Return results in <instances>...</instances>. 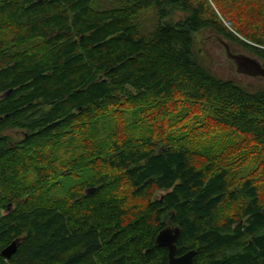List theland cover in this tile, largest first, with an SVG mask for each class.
I'll return each instance as SVG.
<instances>
[{
  "label": "trees",
  "instance_id": "16d2710c",
  "mask_svg": "<svg viewBox=\"0 0 264 264\" xmlns=\"http://www.w3.org/2000/svg\"><path fill=\"white\" fill-rule=\"evenodd\" d=\"M97 1L0 0V32L16 39L0 36V91L13 89L0 132L27 135L0 136V251L20 240L0 264H167L154 239L168 226L180 230L176 255L195 251L193 264H264V89L215 78L193 53L208 28L264 67V36L242 31L245 16L230 7L235 32L253 45L239 39L206 16L207 0H120L102 11ZM245 1L264 17V0ZM149 8L166 22L143 36L134 16ZM5 44L18 51L10 59ZM190 109L223 132L224 149L212 144L221 156L194 161L175 143ZM125 111L140 117L132 129L151 130L91 142L90 121ZM61 143L70 150L53 148ZM243 154L259 161L251 173Z\"/></svg>",
  "mask_w": 264,
  "mask_h": 264
},
{
  "label": "rangeland",
  "instance_id": "374dc122",
  "mask_svg": "<svg viewBox=\"0 0 264 264\" xmlns=\"http://www.w3.org/2000/svg\"><path fill=\"white\" fill-rule=\"evenodd\" d=\"M207 3L208 10L206 12V16L208 18H211L212 20H215L220 26L224 27L228 32H231L236 35L239 39L253 45V43L246 40L245 38L243 39L240 34L235 32V23H233V21L229 18L230 14H233L229 12L230 7L242 10L243 15L245 16V18L243 19L248 23V27H245L244 29L242 27L243 25H240L242 31L246 30V32H252L254 27H256L254 30L260 32L262 36H264V17H261L259 19V16L249 14L248 12L251 11V7L247 3V1L239 0L238 2H236V0H233L230 2L229 0H207ZM94 7L97 10L102 11L122 7V4L120 0H98L94 4ZM171 18V21L176 22L182 18V15L179 12H174ZM243 19L240 18V20ZM134 22L137 24L139 33L143 36H148L159 23H165L166 20L164 18L159 19V16L155 12V10L149 8L141 11L136 16H134ZM12 35H15L12 30L0 32V36L2 39L5 40V42H16V39H14ZM222 42H225L229 46V49L232 54L245 55L250 58L256 59L257 61H259L260 64H263V62L254 54H252L248 49L234 42H230L221 36L219 37V35L214 30L208 28L199 31L194 35L193 53L196 60L200 62L215 78L219 80L231 81L232 83L246 91H256L259 89H264V78L251 77L238 73L236 71L234 63L230 59H228L225 54ZM10 44H5L6 46L4 50L8 48L10 49L4 52L6 59H10L17 53L15 49L9 47ZM188 113L192 114V120L188 119ZM197 114L198 113L194 114V110L192 109L185 112L183 117L187 119L180 121L179 125L176 128L177 136L184 137L183 139L177 138V141H175V143H185L187 146H189L190 149H192L190 150V152L192 153V158L194 159V161H198L199 157H203L201 153H204V155H214V158H217L221 153L218 148L222 147L224 149V134L221 130L211 129L212 123L208 122L205 119L204 114ZM101 115L102 113L97 115L99 116L97 119H93L92 121H90V127H92L91 142L95 144H106L107 142H110L109 135L112 134L116 135V139L119 138L121 135L125 139H129L130 137L132 138L134 136L142 137L148 131V129L151 130L150 127L148 128L147 122H142V124L144 125L142 128L137 127L132 129V126L130 124L133 123V120L140 119V117L139 115H137V118H135L133 113L130 111L126 112L121 118L119 117V115L117 116L114 112H110L106 121ZM208 128L209 133L208 135H206V137H204V135L207 133ZM166 132L168 133L170 131L167 130ZM165 136H168V134H166ZM19 138L20 136H18V140H20ZM213 143L215 145L219 144L218 148L213 147ZM61 144V146L53 145V148H56L57 150L61 151L70 150L71 147L68 144ZM234 157H238V153L235 154ZM240 161L244 165V173H251L252 171H254L256 166L260 165L258 164L259 161L257 160H254L253 164L252 157L247 156L246 154L242 155ZM66 164H68V162H66ZM261 185H263L264 187V182ZM64 187L65 188H63L57 196L52 195L53 198H62L64 192L69 189L66 188L68 187L66 185ZM85 193L89 194L88 191H86ZM161 194L162 192L160 191L153 192L152 198L150 200H155ZM229 211V213L231 214L232 211ZM221 216L225 217V215Z\"/></svg>",
  "mask_w": 264,
  "mask_h": 264
},
{
  "label": "water",
  "instance_id": "95a60500",
  "mask_svg": "<svg viewBox=\"0 0 264 264\" xmlns=\"http://www.w3.org/2000/svg\"><path fill=\"white\" fill-rule=\"evenodd\" d=\"M225 54L230 59L238 73L251 76L264 78V67L256 59L250 58L241 54H232L229 46L222 42ZM90 193V192H89ZM180 230L177 227H165L160 230L155 236V245L159 248H164L167 253V264H193L195 251H188L182 255L177 256V249L175 243L179 237ZM20 240L16 239L11 242L7 247L0 251L1 257L9 260L17 251V246Z\"/></svg>",
  "mask_w": 264,
  "mask_h": 264
},
{
  "label": "flooded vegetation",
  "instance_id": "af4514ba",
  "mask_svg": "<svg viewBox=\"0 0 264 264\" xmlns=\"http://www.w3.org/2000/svg\"><path fill=\"white\" fill-rule=\"evenodd\" d=\"M13 95V89L12 88H7L3 91H0V104L3 103L6 99L12 97ZM8 114H1L0 115V123L3 118H6ZM28 118L26 117L24 120H27ZM0 136L5 137L8 139V144L10 142L14 143L18 141V136H20L19 139H25L26 138V131L24 130H19L16 127L12 128H6L0 132Z\"/></svg>",
  "mask_w": 264,
  "mask_h": 264
},
{
  "label": "bare ground",
  "instance_id": "6f19581e",
  "mask_svg": "<svg viewBox=\"0 0 264 264\" xmlns=\"http://www.w3.org/2000/svg\"><path fill=\"white\" fill-rule=\"evenodd\" d=\"M12 33V32H11ZM13 36V35H12ZM2 49V48H1ZM18 52V51H17ZM13 53V52H12ZM7 55V54H6ZM8 56V55H7ZM35 113V112H34ZM4 191V190H3Z\"/></svg>",
  "mask_w": 264,
  "mask_h": 264
}]
</instances>
